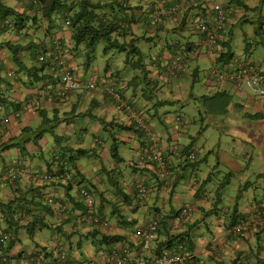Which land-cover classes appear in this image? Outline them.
<instances>
[{
	"label": "crops",
	"instance_id": "0c3cea01",
	"mask_svg": "<svg viewBox=\"0 0 264 264\" xmlns=\"http://www.w3.org/2000/svg\"><path fill=\"white\" fill-rule=\"evenodd\" d=\"M3 2L7 7L13 8L19 13H25V15L28 16L34 14L32 11L26 9L24 0H3ZM129 2V6L134 8V11L137 15L134 17V23H132L130 27L134 33H137L139 36L145 35L147 38H141L138 41L137 46L141 49L143 54L141 57L143 59V64L149 65L151 70V73L147 74L146 79V82L149 85L141 81L142 73L140 74L139 70L137 71V69H129L125 64L116 69L115 66L109 69L114 72H118L117 77L120 78V80L124 82L123 84L127 86V88L124 90L122 87H120L121 90H123V94H126V100L128 102L132 101L135 103V105L138 106V110L142 111L141 113L144 114L142 119L145 120L146 127L151 128L153 132L155 131L154 135L158 141L157 143L159 144V148L168 158L176 143L175 141L178 140V135H176L175 131H169L168 128H170V126L165 125L162 119H160V117L158 118L155 112L157 105L153 103V100L157 99L163 101L166 103L165 105L169 104L168 102L180 101L183 98V96H181L182 88L189 78L191 81H193L194 75L196 76L195 78H197L195 81L201 83V80L204 79V76L206 78L207 75L202 76L200 74L201 68L198 64L199 61L197 60H190L189 63H191L193 66L191 65L189 69L186 67L185 75H181L179 73L177 74L176 79H173L174 77L169 78L168 75H165L164 73L155 72V63L160 61L166 63L167 60H170V51L174 45L179 48L178 46L182 47V45L184 46L187 43L196 42L198 39L197 35L192 29H190L188 22L192 23L195 13L201 10L202 2L201 0H131ZM224 2L226 4L225 7L228 9V13L231 15L237 16L239 15L241 8H248L247 3H245L243 0H224ZM257 2L260 3L261 6L264 4V0H257ZM207 4L209 5V3ZM175 5H178V7L181 9L177 15L173 17L158 15L159 9L165 10ZM185 5L188 11L184 9ZM186 14H188L187 25L183 23V19L185 18L184 15ZM151 17L153 18L151 19ZM262 30H264L263 26ZM25 33H28L30 36L23 35ZM171 33H176L179 40L176 41L170 39V37L168 38ZM23 34L19 35L17 34V31L13 29L0 28V45L4 46V48H0V67L4 68L5 70L1 73L2 80H0V94L3 95L6 102L10 103L0 110V119L13 114L12 104H20L19 109L23 111L21 117L18 119L10 117V123L6 127L5 133L0 137V145L3 143L7 144L10 142V140L17 138L24 128L32 130L31 133L33 134V132L42 124V118L39 116V112L41 111L45 112L47 119H55L56 121L49 123V125L46 127L48 133L45 134L41 140H39L38 146L31 142L25 145V156L18 149H11L1 153L0 172L6 168L11 170L16 169L18 171L20 170L19 168H21L20 188L24 189L26 188L27 184L30 186L32 183L34 186H38L37 182L32 177L34 172H41L45 170V162L47 160H51V157L53 158L56 152L60 153L58 152L59 146L64 147L68 145L70 152H63L65 157L76 154L79 156L78 160L76 161V165L79 167V169H81V171H83L82 174L85 176V178L91 179V183L97 186L95 189L98 191V193L95 194L96 200H98L100 196L99 192L104 190L106 191L104 193L105 198L110 199L112 196L109 195L111 192L106 189V186L109 184L101 183V179L105 180L106 178H101L99 176V173L103 172V167L113 169V173H122V175H118V178H120V182H124L122 186L124 187L125 192L128 193L127 195L130 194V191L133 193V187L131 185H133L134 182H141L142 179L151 180V178H155V170L152 166L135 162L132 159L122 158L119 152V160H114L110 152L112 140L108 141L107 137L105 136L106 134H102V132H108V134L111 136V134H114L117 131V128L112 126L105 129V126L109 125V123H118L126 126L133 125V121L138 123L137 111H135L134 115L128 113L125 114L121 107L105 93L103 88L99 87L95 90H90L87 87L88 81L95 79V75H97L96 73L101 74V72L104 70L105 60L107 57L103 56V59L100 57V54L97 53L96 55L98 56V59L92 61V65L88 68V70L83 69L81 62L73 61L70 63L77 78L81 80V85L76 91L71 92L62 98L57 96V86L51 85L52 81L48 82L47 80L45 84L40 83L37 86L30 87L24 86L21 82L14 81V79L10 78L6 79V84L8 85L3 82V77L8 76L7 74L15 69L9 62V59L12 55L10 47H15L16 45L26 46L27 44L33 42H39V35L35 33L34 28L32 29L29 26L28 29L23 31ZM62 35L64 38H68V30H65L64 28ZM149 37H152L153 39L151 40ZM4 43H9L10 46H5ZM232 52L234 53L233 49ZM30 53L31 52L26 53L25 56L22 57L23 60H25L29 65L32 64ZM209 59L213 65L214 58ZM236 61L241 63L244 60H239L234 53L232 62ZM262 61H264V56L261 59V62ZM94 71L96 73H93ZM21 78L25 80L24 77L21 76ZM204 85L208 86V88L211 87V89H216L218 93H221L222 91L230 95L231 92L235 93L237 98L236 100L234 99L236 103L235 105L240 107L241 111H237V107L234 108V105H229L228 109L236 115L234 118V123L240 124L242 126L239 127L237 130L238 132H234V134L242 137V143H246V141L254 142V145L251 146V149L253 150V148L256 146L257 149L255 148V150H258L259 160L257 157V162L260 164L259 170L261 169V172H263L261 176L264 177V99L261 98V100L258 101V97L251 94L247 89L243 88L242 90H237L227 82H222L219 84V86H217L208 80ZM149 93L151 98L150 100L146 97L149 95ZM141 113L139 112V117ZM154 113L156 115H154ZM49 126H55L53 132L49 130ZM160 127H162V129H160ZM137 131L139 130H131L128 132L121 131L117 136L120 141L122 140L123 143L132 140L134 144L131 147V150H133L134 154L136 155L146 148L142 147L140 144L141 138L139 137ZM225 132L226 133L223 134H228L229 132L232 133L233 131L226 130ZM29 133L30 132H28V134ZM97 133L100 135L99 139L103 140L102 149H99L98 145L95 144L96 141L99 140L96 138L98 135H95ZM120 134L126 135V139L119 137ZM58 137L63 138V141L66 145H61L63 142L60 141ZM94 150L96 152H94ZM82 151L85 152L82 153ZM248 154V148L245 147V157H247ZM171 156L172 158H170L169 163L166 166V171H170V173H173V175L177 174V172L180 170L184 171V164L181 163L182 160L173 155ZM84 158L87 159L83 160ZM91 158H96L99 161V164L96 166L93 165V161L90 160ZM249 162L252 163V160ZM137 167L145 168H142L144 171L141 172L142 170H137ZM228 172L235 173L234 171L229 170ZM182 174L180 173L178 175L181 176ZM162 175L164 178L165 173L163 172ZM162 180L163 179L160 178V187L151 184V187L153 188L151 191L157 192V195L155 196L157 201L160 200L162 195L167 197L168 194L173 193L174 196L175 193V190H172L168 185L163 184ZM202 181L204 182L206 180L203 178ZM199 182L201 181H195L193 179H190L187 182V184L190 186L189 188L192 189V192L196 188V184ZM43 193L48 194V196L51 198H57V202L64 205L67 210H71L70 214L75 216L74 221L75 224L77 223L78 220L76 216L81 214V209L77 208L75 211L72 210L76 200L79 198L77 187H73V189L68 192V189L63 187V185L52 186L45 189ZM192 195L195 200L198 198L195 196L196 194H194V192ZM11 196L12 194L8 189H6V187L0 188L1 199H9ZM210 197V194L205 195L204 193L202 198H200L198 203L194 206V209H191L196 210L198 205L200 207L204 206V203L207 202ZM252 203L243 207L240 214V219H242V221L239 224L244 225V231L242 232L243 236L241 235L239 239L243 240L244 244H242L238 238L231 241L232 236L229 235V228H225V226H227L226 224H228L226 219H229L228 217L230 216L229 214L231 207L226 210L227 216H223L222 221L219 223L218 219H214V217L212 218L211 216V222L213 221V225L210 227V229L207 228L205 231H208L207 233L213 238L212 240H208V235L198 230L200 228L199 226L197 227L198 229L196 228L198 231H190L189 234H191V239L195 245L194 255L196 257V261L199 264H203L202 260L206 261L210 258L214 259V256H220L222 254L224 256L228 255L229 257L232 255L231 264L235 259H237V257L238 264H261V262L263 264L264 241L261 243L258 242L260 241L261 236H264V232L261 230L263 229L261 226L264 225V220H262L261 214L258 211L259 207L264 205V196H256V198L252 200ZM109 207L110 205L105 204L104 213L106 220L109 222V225H107L108 228L106 229L99 226L100 229L97 230L101 233L126 236L127 238L129 237V239L136 226L147 222L148 219L153 215L150 211L153 210V208L150 206H140L136 210L127 206L121 207L120 209L122 210V214L125 216V220L127 222H131V224L125 225L118 222L115 217L112 218L108 215L110 212ZM173 209L175 211L179 210L175 207ZM158 210V208H154V214H158ZM131 212H140L143 215V219H130L128 216ZM162 215L166 216L168 214ZM51 220L56 224L61 222L60 217L57 216L55 218L53 217ZM186 222L187 221L185 220L183 223L185 224ZM167 223V226L171 227L169 222ZM5 228L6 223H3V221L0 220V232ZM177 229H180L181 233H185L186 231L181 230L179 227ZM92 230H95L94 226L86 223L79 227V233H76V235L71 239V248L68 251L70 258L76 264H110L105 258L101 256V249L95 246L94 242L97 240V238L91 236ZM43 235L48 236L51 241L46 242L45 240H39L43 237ZM21 237L25 241L29 251H34V249L37 251L40 250L35 248L38 247L36 243L40 245L39 247L46 246L50 251L54 250L57 244L55 242L56 236H54V234H50L47 230L36 231L34 236L35 239L33 241L27 237L24 231H22ZM127 241L131 240L123 241L122 243L115 244L111 247L121 248L122 246H127L129 245ZM20 250L21 247L19 246L14 248L13 252L16 253ZM107 250H109V248ZM132 251H136V248L132 247ZM253 253H255V255H253ZM135 254L140 255V251ZM249 255L250 257H248ZM245 257L247 258V261Z\"/></svg>",
	"mask_w": 264,
	"mask_h": 264
},
{
	"label": "trees",
	"instance_id": "16d2710c",
	"mask_svg": "<svg viewBox=\"0 0 264 264\" xmlns=\"http://www.w3.org/2000/svg\"><path fill=\"white\" fill-rule=\"evenodd\" d=\"M129 1L131 0H24L26 9L34 13L33 15L28 16L25 15V13H19L15 11V9L7 7L3 0H0V28L13 29L17 31V34L21 35L23 34V31H25V29H28V27L30 26V28H34L35 33L39 35L38 43L33 42L27 44L26 46L16 45L15 47H10L12 55L9 59V62L15 69L11 71L13 72V75L7 74L8 76L3 77V82L6 84V79L10 78L14 79V81L21 82L24 86L30 87L37 86L40 83L45 84V82L48 80V82L52 81L51 85L57 86V96L59 98L65 97V95L76 91L80 87L81 80L77 78L78 86L75 89L64 90L61 79L62 69L65 68L69 70L74 76H76L75 71L70 65V63L76 61L81 62V66L84 70H88V68L92 65V61L98 59V56L96 55L97 47L101 44V55L107 57L105 60V68L101 72V74H98L94 71L93 73H96L97 75H95L96 78L93 80H95L96 84H99L101 81L104 82L103 84L107 88L110 82L116 79L118 84V91L122 94L125 100L126 94H123V90L126 89L127 86L123 84L124 82L121 81L120 78L117 77L118 72H114L109 68L115 66L116 69L118 68V64L120 66L121 62L122 66L123 64H125L129 69L131 68L132 70H139L140 74L142 73L141 81L146 84H148L145 80L147 78V74L151 73L149 65L143 64V59L141 58L143 54L141 52V49L137 46V43L141 38H147L145 35L139 36L137 33H134L132 31V28L130 27V25L134 23V17L137 15L134 11V8L129 6ZM204 4L201 3L202 6L200 5V11L202 13L206 12ZM184 9L188 11L186 5L184 6ZM180 10L181 9L179 8V11ZM179 11L175 15H177ZM175 15H172V17ZM184 16L185 18L183 19V23L187 25L188 14ZM152 18L153 17H151V19ZM188 25L190 28H192L193 32L201 37L202 41L204 35L196 30V28L193 27L192 23L189 24L188 22ZM64 28L69 32L68 38H64V36L62 35ZM260 29L262 30V27ZM23 35L30 36L28 35V33H25ZM223 37L224 32L221 34V38ZM149 38L151 40L153 39L152 37ZM4 45H7L8 47L10 46L9 43H4ZM260 45L264 47V42L261 41L256 44L257 47H259ZM178 47L179 48L174 45L171 48V59L167 60L166 63L161 61L155 63V72L164 73L165 75H168L169 78L174 77L173 79H176V76L179 73L181 75H185V68L188 66L190 60H198L199 58V56L195 55V52L199 51L202 53V51L204 50L203 48H201V45L199 49L195 50L196 43H187L184 46L182 45V47ZM0 48H4V46L0 45ZM251 49L252 45L248 44L246 53H249ZM29 52H31V65L27 64L26 61L22 58L26 53ZM215 53L216 54L214 55L213 65L211 64L209 74H207V81H213L212 83L217 86H219V84H221L222 82H227L235 87V89L242 90L238 89V87L229 80L222 78L218 72H212L213 67H216V69H219V71H221L230 64L235 63L232 62L234 53L232 52L231 41L225 40L224 38L221 39V41L218 42ZM116 55L121 56L117 59ZM244 62L253 64L258 67L259 70L264 71V69L259 64H255L254 62H250L247 60H244L242 63ZM2 71L5 70L4 68L0 67V80H2ZM21 76L24 77L25 80H23ZM195 77L196 76L193 75V83L197 82L195 81V79H197ZM100 87L102 88L103 86ZM120 87H122L123 90H121ZM96 88H99V86H97ZM104 90L105 93L117 105L121 107L122 111L127 114L126 110L121 106V104H119L113 98V96L108 93L106 89ZM218 94H223L226 97L230 95L223 91ZM146 97L150 100V93ZM204 97L205 96H201V98ZM155 100H153V103L157 105V109H155V112L158 118L160 117L163 123L169 126V124L163 119L165 117L161 115L160 111H158V109L161 108V106H164L166 103L157 99ZM131 102L129 101L127 103L133 110L138 112V123L133 121L134 124L131 126H126L118 123H109V125L105 126V129L111 126L117 128V131L110 136L112 140L110 152L113 159L119 160V151L117 145L118 142H120V139L117 137L118 133H120L121 131L128 132L131 130H139L137 131V133L141 138L140 144L142 145V147H146L140 153L151 150L152 145L154 144L162 154L166 165L169 163L170 158H172L171 155H173L182 160L181 163L184 164L183 169H186V165H189V163H191V159H189V156L193 155V161L195 160V154L194 152H191L192 150L194 151L195 148L193 140L189 139V143L186 145H179L178 143H176L173 147L172 152H170V155L167 158V156H165V154H163L161 149L159 148V144L157 143L158 141L156 140V136L154 135L155 131L153 132L151 128L146 127L145 120L142 119L144 114L141 113L142 111L138 110V106H136L135 103ZM168 103L169 104L167 105H170L173 102ZM9 104L10 103L6 102L3 95L0 94V110ZM12 105L13 114L11 116H5L1 118L0 124L3 120L8 119L9 124L10 117L16 119L21 117L23 111L19 109L20 104ZM228 107L229 104L226 103L225 108ZM139 112L141 113L140 117ZM156 114L154 113V115ZM39 116L42 118V124L33 132V134L31 133L32 130L24 128L17 138L10 140V142L7 144L3 143L0 145V154L11 149H18L25 156L26 144L31 142L38 146L39 140H41L45 136V134L48 133L46 127L49 125V123L56 121L55 119H47L44 111L39 112ZM8 124L6 126H8ZM180 124L182 125V118L179 115H176L173 125L178 131L179 128H181ZM6 126L3 127V125H0V137L5 133ZM49 127V130L53 132L55 126ZM28 132L30 133L28 134ZM152 136H154L155 142L151 140ZM189 136L191 137V135ZM102 143L103 140L99 139L95 144L98 145L99 149H102ZM61 147L59 146L58 148V152L60 153L56 152L53 158L51 157V160H47L45 162V170L41 172H34L32 177L35 179L38 186H34L32 183L30 186H28L27 184L26 188L24 189L20 188V173L22 170L21 168H19V171L15 169L16 178L13 180L10 179L8 174L11 169L6 168L2 172H0V188L6 187V189H8L12 194L9 199L0 198V220L3 221V223H6V228L0 232V236L4 234L7 235V239L0 243V264H37L35 262V258H38L39 256L50 258L58 248L67 249L69 251V249L71 248L72 237L75 236L76 233H79V227L81 225H84L85 223L90 224L95 228V230L91 231V236L97 238V240L94 242L97 248H100L101 250L104 249V251L109 248V250L107 251L109 253L112 251H116V249L118 248H112L111 246L120 244L123 241L128 240L129 238H127L126 236L101 233L100 231H98L100 229V224L105 223L106 225H109V222L106 220V216L104 213L105 204L110 205V212L108 214L109 216H111L112 218L115 217L117 221L122 224H131V222H127L125 220V216L122 214V210L120 209L121 207L127 206L136 210L140 206H145L146 201L149 199V196L152 192L151 190L153 189L151 187V184L160 187V178L163 179V184L168 185L170 188L172 187V190H174L175 185L179 184V179L182 178V176H180L181 178H179L178 176V181H174L173 178H163L162 173L164 171L159 167L157 163H143L145 165L153 167V169L155 170V178H151V180L142 179L141 182H134L133 185H131L133 187V193H131L130 191V194L127 195L128 193L125 192L124 187L122 186L124 182H120V178H118V175H122V173H113V169L103 167V172H100L99 176L101 178L106 177V181L104 179H101V183L109 184L108 186H106V189L112 193V196L110 199L105 198L104 193L106 191L104 190L99 192L100 196L98 200H96L95 194L98 193V191L95 189L97 186L91 183V179L85 178V176L82 174L83 171H81V169H79V167L76 165V161L78 160L79 156L76 154L65 157L63 152H70L69 146L66 145L62 148ZM84 152L85 151H82V153ZM94 152L96 151L94 150ZM142 168L144 169L145 167H137V170H142L141 172H143L144 170ZM232 174L233 173L231 172H228V174H226V180H222L217 192H221L226 185H230V177H232ZM44 176H47V178L44 179ZM139 183L143 184L147 189V199L140 198L139 191L136 187ZM60 185H63V187L68 189V192H70L73 187L78 188L79 198L78 200H76V203L74 204V207L72 209L73 211L77 210V208L81 209V214L76 216L78 224H75V216L70 214L71 210L69 211L67 210V208L66 211H61L60 209L56 210L54 208V205L49 203L48 200L56 202L57 198H51L48 196V194L43 193V191L48 187ZM81 189H85L92 197L94 202L92 211H90L87 208V205L83 202V198L80 195ZM241 191L242 190H239V194H241ZM239 194L236 196L235 204L233 205V207L231 206L232 210H230V216L228 217L229 219H226V222H228V224H226L227 226H225V228L231 229L239 225V223L242 221V219H240L241 210L239 207V199L241 196ZM168 196H170V198L172 199L173 193L168 194ZM169 203H171V201H169ZM158 212H160V210H158ZM170 212V214L164 216L162 221H158V242L155 244L153 254L172 255L179 254L181 251L182 254L190 256V259L186 260L184 264H198L196 262V257L193 256L195 245L193 243V240L191 239V234H189L190 230L187 229L185 233L181 234H171L166 231L165 226L168 224L167 222H169L171 226L170 228H174L172 222L174 219H177L176 217L180 215V211H175L172 207L170 209ZM258 212L261 214L262 220H264V205L262 207H259ZM204 214L210 215L211 213L207 211ZM56 216L60 217L61 219V222L59 224H56L51 220ZM94 218L98 219V223H95ZM186 219H177V225H175V227H178ZM192 226H194V228H197L198 223L196 222L192 224ZM261 227L263 228L261 230L264 232V225ZM42 230H47L50 234H54V236H56V249L50 251L46 246L39 247L40 245L35 242L38 245V247L35 248H38L40 250L37 251L36 249H34V251H29L26 243H24L25 241L21 237L22 231H24L27 237L33 241L35 239L34 236L36 231ZM205 234L208 235V233ZM241 235L243 236V233L236 236V238H240ZM260 242L261 241H259L258 243ZM127 243L131 248L135 247L134 243H132L131 241H127ZM19 246L21 247V250L16 253L13 252L14 248ZM179 246H182V250H179ZM125 247L130 249L129 246ZM121 248H124V246H122ZM253 255H255V253H253ZM248 257H250V255ZM233 263L238 264V257L233 261Z\"/></svg>",
	"mask_w": 264,
	"mask_h": 264
},
{
	"label": "rangeland",
	"instance_id": "374dc122",
	"mask_svg": "<svg viewBox=\"0 0 264 264\" xmlns=\"http://www.w3.org/2000/svg\"><path fill=\"white\" fill-rule=\"evenodd\" d=\"M243 1L247 3L248 8H241V11L237 16L228 13L229 19L224 30L223 38L231 41V47L239 60L241 59L242 61L247 60L254 62L255 64H259L264 69V61L261 62V59L264 56V47L260 45L257 48L256 46L257 43L261 41L264 42V30L260 29L262 26L264 29V4L261 6L257 0ZM221 3L224 7L226 6L224 0H221ZM169 37L172 40H179L176 33H171L168 38ZM197 38L198 39L195 42V50L199 49L201 45V37L197 35ZM248 44L252 45V49L249 53H246ZM97 53H99L100 57L103 58L101 55V44L97 47ZM120 56L116 55V58L118 59ZM209 58H214V55H207L198 58L197 60L199 61L198 64L200 65V74L202 76L209 74L211 67V61ZM191 65L192 64L189 63L187 68L189 69ZM121 66L122 64L120 62V66L118 64V67ZM203 82L204 84L207 82V78H205V76L204 79L201 80V83H193L189 78L186 81V84H183L184 86L182 85V100L179 102H173L170 105H165L158 110L161 115L166 118L163 119L169 124V131H175L176 135H178V140L175 141L176 143L179 145H186L189 143V139L193 140L195 148L194 151L192 150L191 152H194L195 160H191V163L186 165V169L184 171L180 170L177 174H174V181H178V174H182L183 172L181 175L182 178L179 176V178H181L179 179V184L175 185V193L172 199L170 196L165 197L162 195L160 200L157 201L155 197L157 192L154 191L151 192L145 206L153 208V210H150L152 214L155 213L154 208H158L162 214H170L171 207H175L179 210L186 207L189 210V214L186 219L187 222L185 224H180L179 228H181V230H199L203 233H207L208 231L206 232L205 230H207V228L210 229L213 225V221L211 222V216L212 218L214 217V219H218V223L221 222L223 216H227V213H225L226 210L231 206L233 207L235 204L236 196L239 194V190H242L240 192L241 194H239L241 196L239 199L240 210L248 204H251L252 200L256 198V196L263 197L264 177L261 176L263 172H261V169L259 170L260 164L257 162V157L259 160L258 150H255L256 146L253 150L251 149L254 142L246 141V143H242V137L234 134V132H238V128L242 125L234 123L236 115L228 108H225L226 103L230 106L234 105V108L237 107L234 101V99H237L235 93L231 92V95L226 97L223 94H218L216 89H211V87L208 88V86H205ZM157 92L159 93L158 90ZM201 96L205 97L201 98ZM257 100H261V97H258ZM237 111H241L240 107H237ZM176 115H179L182 118V125L180 124L181 128H179V131L175 129L173 125ZM160 129H162V127H160ZM226 130H232L233 132L223 134L226 133ZM102 134H106L105 136L107 137V140L111 141L110 134H108V132H102ZM95 135H98V133ZM189 135H191V137ZM119 137L126 139V135L124 134H120ZM58 138L63 142L61 145H66L63 138ZM96 138L99 139L100 135L96 136ZM133 144L132 140H129L126 143H123L121 140L117 145L118 151L122 158L132 159L135 162L141 163L140 153L136 155L133 150H131ZM245 147L248 148L249 156L247 155V157L244 155ZM85 159L87 158H84L83 160ZM90 160L93 161V165L95 166L99 164V161L96 158H91ZM250 160H252V163L249 162ZM228 170L235 172L232 174V177H230L231 184L228 186L226 185L221 192H217L222 180H226ZM203 178L206 182L202 181ZM190 179L201 181L196 184V188L193 190L194 194H196L195 196L198 197L196 200L192 195V189H190L189 184H187ZM204 193L205 195L210 194V199L204 203V206L200 207L198 205L197 208L195 207L196 210H193L194 206L198 203L200 198H202ZM111 194L112 193H109V195ZM169 201H171V203H169ZM207 211L211 214L204 215L203 213H206ZM128 217L130 219H143V215L140 212H131ZM196 222L200 227L199 229L197 228L198 230L191 225ZM165 228L166 231L171 234H181L180 229H175V227L170 228L166 225ZM212 239L213 238L208 234V240ZM233 239H236V237L232 236L231 241H233ZM39 240H45L46 242L51 241L48 236L44 235ZM129 240L134 242L133 238H130ZM239 241L244 244L243 240L239 239ZM260 241H264L263 236ZM102 255L103 254H101V256ZM214 257V259L210 258L206 261L202 260L203 264H231L232 261V255L229 257L228 255L224 256L222 254Z\"/></svg>",
	"mask_w": 264,
	"mask_h": 264
},
{
	"label": "built area",
	"instance_id": "2783aa9c",
	"mask_svg": "<svg viewBox=\"0 0 264 264\" xmlns=\"http://www.w3.org/2000/svg\"><path fill=\"white\" fill-rule=\"evenodd\" d=\"M201 1L203 2V4L211 1V4L209 6H204V8H206V12L202 13L201 11H199L194 15L192 24L193 27L196 28V30L204 35V38L201 41V48L204 49H202V53H205L206 56L215 55L218 42L223 39L221 38V34L224 32L226 24L228 23V11L221 3V0ZM178 11L179 7L178 5H175L170 7L169 9H159L158 15L172 16L175 15ZM195 55L199 56L201 55V52L197 51L195 52ZM212 72H218L222 78H225L235 84L238 89L245 88L251 94L264 98V71L259 70L255 65L245 62H235L222 69L221 71H219V69H216V67H213ZM61 73L64 90H73L78 86L77 77L74 76L69 70L63 68ZM9 75H13V72H10ZM103 83L104 82L101 81L99 84H96L95 80L91 79L87 85L90 89H95L97 86H103L104 89H106L108 93L112 95L119 104H121V106L126 110L128 114L134 115L135 110H133L128 105L127 101L124 100L122 94L118 91L117 80L114 79V81L110 82L107 88ZM8 122L9 119L3 120L0 125H3L4 127L8 124ZM151 140L155 142L154 136L151 137ZM189 159L193 160L194 156L190 155ZM140 161H142L141 163H157L167 175V172L165 171L166 162L164 161L159 149L154 144L152 145L151 150L140 153ZM8 174L11 180L16 178L15 169L10 170ZM46 178L47 176H44V179ZM136 187L139 191L140 198L147 199V189L144 187V185L139 183ZM80 195L83 198V202L87 205V208L92 211L94 202L90 194H88L85 189H81ZM48 202L53 204L56 210L60 209L61 211H66V207L61 203L57 201L54 202L52 200H48ZM180 214L182 216L186 215L187 209L183 208ZM160 219V215L153 214L145 225L136 228L134 238L137 240L138 245L140 246V255H131V251L128 248H122L119 251H112L106 254V259L112 264H180L186 260H189L190 256L182 254L181 251L179 254L153 256L150 260H148L144 254H142V252H150L151 248L155 244L159 228L158 221ZM94 221L95 223H98L97 218H94ZM243 231L244 225L239 224L229 230V235L236 236ZM6 239L7 235H1L0 243L5 241ZM179 250H182V246H179ZM35 262L37 264H76L69 257L67 250L63 248H58L50 258H44L43 256L35 258Z\"/></svg>",
	"mask_w": 264,
	"mask_h": 264
},
{
	"label": "clouds",
	"instance_id": "9594fccd",
	"mask_svg": "<svg viewBox=\"0 0 264 264\" xmlns=\"http://www.w3.org/2000/svg\"><path fill=\"white\" fill-rule=\"evenodd\" d=\"M202 2V1H201ZM203 3V2H202ZM207 3H209V5L211 4V1H208V2H206V4ZM206 4H204V5H206ZM208 5V4H207ZM208 5V6H209ZM169 9V8H168ZM199 12V11H198ZM196 14V13H195ZM216 54V53H215ZM204 56H206L205 55V53H201V55H199V58H201V57H204ZM242 63V62H241ZM89 82V81H88ZM88 84V83H87ZM87 87H88V85H87ZM88 89H90L89 87H88ZM90 90H95V89H90ZM256 96V95H255ZM264 99V98H263ZM126 100V99H125ZM127 101V100H126ZM128 102V101H127ZM7 127V126H6ZM140 153V152H139ZM167 166V165H166ZM165 171H166V168H165ZM167 172V175L165 174V177L166 178H174V175H173V173L171 174L170 173V171H166ZM183 208H185V209H187L186 207H183ZM182 208V209H183ZM182 209H180V210H178V211H180L181 212V210ZM188 210V209H187ZM189 212V210L187 211V214L186 215H184V216H182L181 214V216L179 215L178 217H176L177 219H180V218H184V219H186V217L188 216V213ZM158 215H160L161 216V219L159 220V221H162L163 220V218H164V215H162L160 212H158ZM150 219V218H149ZM149 219H148V221H149ZM177 219H174L173 220V222H172V224H174V227H175V225H177ZM147 221V222H148ZM147 222H145V223H142L141 225H138V226H136V228L137 227H139V226H143V225H145ZM105 224V223H104ZM104 224H100L99 226H101V227H103V228H107V227H105V226H107L106 224L104 225ZM180 226V225H179ZM178 226V227H179ZM178 227H175V228H178ZM136 228L133 230V232H132V235H131V239L133 238V240H134V242H132V243H134V245H135V247L134 248H136L137 250L136 251H132V248L129 246V245H127V246H129L130 247V251H131V255H135V253H137L138 251H140V246L138 245V242H137V240L134 238V234H135V230H136ZM230 230V229H229ZM241 234V233H240ZM236 236H238V235H236ZM129 238V237H128ZM129 240V239H128ZM158 242V237H157V240H156V242H155V244ZM125 244H127V243H125ZM155 244L153 245V247L151 248V250H150V252H145V253H143L142 252V254H144L145 255V257L148 259V260H150L153 256H158V255H156V254H153V251H154V248H155ZM124 248H127V247H125L124 246ZM120 249H122V248H118V249H116V251H119ZM67 250V249H66ZM108 250H105L104 251V249L103 250H101V254H103L102 256H103V258H105L106 259V257H105V255L106 254H108L109 252H107ZM67 252H68V250H67ZM102 252H105V253H102ZM107 252V253H106ZM140 254H141V251H140ZM137 255V254H136ZM193 256H195L194 254H193ZM70 257V256H69ZM107 260V259H106ZM73 261V260H72ZM108 261V260H107ZM109 262V261H108ZM186 261H184V262H182V263H180V264H184ZM197 262V261H196ZM110 264H112L111 262H109ZM198 263V262H197ZM199 264V263H198Z\"/></svg>",
	"mask_w": 264,
	"mask_h": 264
}]
</instances>
